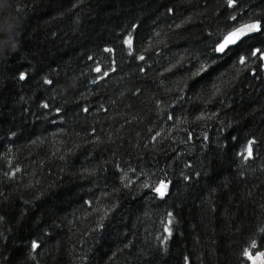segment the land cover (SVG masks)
Listing matches in <instances>:
<instances>
[{
	"label": "trees",
	"instance_id": "16d2710c",
	"mask_svg": "<svg viewBox=\"0 0 264 264\" xmlns=\"http://www.w3.org/2000/svg\"><path fill=\"white\" fill-rule=\"evenodd\" d=\"M227 4L0 0V264H249L245 249L264 251V63L213 54L264 24V0ZM161 179L163 199L143 187Z\"/></svg>",
	"mask_w": 264,
	"mask_h": 264
},
{
	"label": "snow or ice",
	"instance_id": "6c2138e0",
	"mask_svg": "<svg viewBox=\"0 0 264 264\" xmlns=\"http://www.w3.org/2000/svg\"><path fill=\"white\" fill-rule=\"evenodd\" d=\"M236 6H238L236 4V0H228V4H227L228 8L234 9ZM168 11L171 12L172 9H168ZM231 19L235 21L237 17H231ZM217 39H219V37H217ZM0 43L6 44V39L0 41ZM124 43H126L130 49L132 48L133 42L131 39L125 40ZM14 48H15V44H14ZM113 51L114 50L112 48L104 49V52L106 53H112ZM241 52H245L247 53V55H241ZM213 54H219L220 57H224V56L238 57V62L240 64H245L248 59H254L259 63H264V24H262L260 20H257L254 23L245 24L240 28L234 29L233 31L229 32L227 36L223 37L221 42L213 43ZM88 59L92 60L93 57L90 56L88 57ZM137 59L143 61L145 57L139 56L137 57ZM111 63L114 64L115 62L112 61ZM259 63L257 64L258 67H259ZM109 67L111 72L115 71L114 67H111V65H109ZM94 71L96 73H101L102 69L99 64L96 66ZM140 71L143 72L144 69H140ZM204 71H206V67L202 66L199 69V72L196 73V75H199L200 72H204ZM102 75L103 77H108L110 75V72L104 71ZM27 78H28V73L19 72V80L24 81ZM93 83H96V81L94 80ZM43 84L48 85L50 87H55L53 81L48 80L46 78L43 79ZM42 107L44 109H48L49 105L45 103L42 105ZM56 111L57 113H59L60 109H56ZM84 111H87V109H84ZM167 119L172 120L173 116L168 115ZM11 134L13 136L15 135L14 132ZM156 135L159 136L160 133L158 132ZM153 139H155V137H153ZM205 139H207V137H205ZM232 139H236V137H232ZM255 143L256 141L254 139L248 140L245 148L247 155L238 154L242 156V159L244 161H249L250 159L253 158V145ZM185 167L191 168V165L186 164ZM132 171L135 172V170ZM181 175L183 176L184 180L191 179L190 176L184 175L183 173H181ZM197 175H199V173H197ZM170 183H171L170 181L166 183L165 180L161 179L156 186H152L150 184H144L143 187L149 189L152 193L156 194L157 197L163 199L168 192ZM168 215L171 216V213H169ZM170 223L171 220H169V224ZM165 231L169 233V236L171 235L170 229L165 228ZM261 231L264 232V229H262ZM30 243H31V249L35 250L38 247V244L35 240L31 241ZM252 247L253 248L256 247L255 242H253ZM243 256H245L248 260L252 261V264H257V260L264 257V253L257 252L256 256H253L249 250L245 249L243 251ZM184 260H185V264H188V258L185 257ZM261 264H264V260H262Z\"/></svg>",
	"mask_w": 264,
	"mask_h": 264
},
{
	"label": "water",
	"instance_id": "95a60500",
	"mask_svg": "<svg viewBox=\"0 0 264 264\" xmlns=\"http://www.w3.org/2000/svg\"><path fill=\"white\" fill-rule=\"evenodd\" d=\"M255 21H250V22H247V23H244V24H242V25H240V26H238V27H236V28H240V27H242L243 25H245V24H249V23H254ZM235 28V29H236ZM234 30V29H233ZM232 30V31H233ZM231 32V31H230ZM227 36V35H226ZM259 253H264V252H259ZM253 256H256V254L255 255H253ZM262 260H264V257H262L261 259H258L257 260V264H261V262H262ZM249 264H252V261H250L249 260Z\"/></svg>",
	"mask_w": 264,
	"mask_h": 264
}]
</instances>
